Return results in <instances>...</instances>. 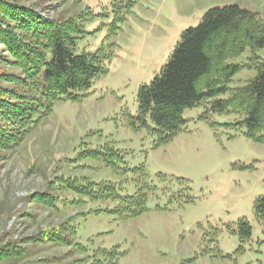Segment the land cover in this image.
<instances>
[{"label":"rangeland","instance_id":"obj_1","mask_svg":"<svg viewBox=\"0 0 264 264\" xmlns=\"http://www.w3.org/2000/svg\"><path fill=\"white\" fill-rule=\"evenodd\" d=\"M11 1L47 18L82 16L78 52L105 45L112 57L83 96L58 101L18 147L0 151V244L24 250L0 264H74L96 252L104 264H264V225L254 212L264 196V142L233 125L238 114L204 119V105L189 108L184 129L165 143L130 124L140 86L160 73L185 30L211 8L234 4L264 21V0H139L123 21L112 0ZM256 58L264 48L229 62ZM258 72L242 68L232 87ZM140 194L146 207L135 214ZM244 218L252 225L246 241ZM70 224L71 244L37 241L42 229Z\"/></svg>","mask_w":264,"mask_h":264},{"label":"trees","instance_id":"obj_2","mask_svg":"<svg viewBox=\"0 0 264 264\" xmlns=\"http://www.w3.org/2000/svg\"><path fill=\"white\" fill-rule=\"evenodd\" d=\"M138 1L112 0L111 4L123 21ZM83 20L82 16L47 18L36 7L0 0V63L11 70L0 68V151L18 147L27 134L48 119L58 101L80 98L109 72L112 53L105 45L94 52H78V41L87 33ZM247 48H264V21L237 4L211 8L199 25L183 32L160 73L140 86L137 114L130 116L132 127L145 128L165 143L184 129L187 109L204 105L202 118L211 111L235 112L238 119L233 125L245 128L248 137L264 142V59L229 62ZM244 67L258 68L259 72L245 85L232 87L235 75ZM109 163L115 164L113 160ZM43 196L42 206H50L53 197ZM126 197L132 199L122 198ZM135 200L140 207L134 213L139 214L146 207V194ZM254 212L264 225V196L257 199ZM239 223L241 240L251 239V223L245 218ZM74 229L71 224L55 231L42 229V238L37 241L69 245ZM23 255L21 247L0 244V260ZM97 255L74 264H104L106 255Z\"/></svg>","mask_w":264,"mask_h":264}]
</instances>
